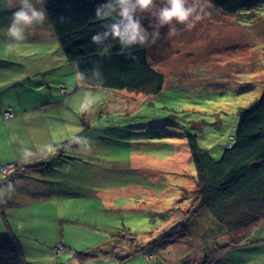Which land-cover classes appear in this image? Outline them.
Masks as SVG:
<instances>
[{
	"label": "rangeland",
	"instance_id": "rangeland-1",
	"mask_svg": "<svg viewBox=\"0 0 264 264\" xmlns=\"http://www.w3.org/2000/svg\"><path fill=\"white\" fill-rule=\"evenodd\" d=\"M195 3L200 19L194 27L177 25L178 35L171 38L167 28L160 45L158 41L147 44L151 65L165 77L163 90L153 97L80 85L57 41L28 43L27 56L21 61L4 47L6 58L1 63L9 65L11 72L2 70V76L10 73L16 80L20 64L23 70L34 68L29 85L43 91L51 87V95L68 100L65 108L49 111L50 120L48 114L42 124L27 125L28 130L50 132L56 142L64 139L62 145L68 142L63 149L88 162L98 182L96 189L102 193L97 198L94 188L74 187L78 176H89V169L82 167L79 172L72 164L64 168L63 184H47L60 194L53 200L20 201L16 208L0 206V235L29 237L30 241L20 240L27 253L33 247L46 256L37 259L29 253V264H202L213 249L229 243L207 235L204 230L212 223L202 209L193 218L196 223L188 221L194 222L188 235L158 241L161 233L186 220V214L199 204L187 135L197 136L199 146L220 159L238 128L239 109L258 102L264 93V6L226 15L212 7L210 0ZM143 14L154 24L149 14ZM148 30L153 29L148 26ZM6 32L0 31L1 47ZM42 51L51 55L40 58L37 54ZM53 66L56 69L48 74ZM85 92L93 93L96 102L90 111L81 112ZM76 134L90 139L91 151H81L72 142ZM41 154L29 162H41ZM22 168L23 162L16 170ZM10 172L13 169L5 175L0 169V180ZM59 241L63 247L57 245ZM103 253L112 256L104 258ZM75 254L90 257H83L82 263ZM212 264H264V223L247 243L230 248Z\"/></svg>",
	"mask_w": 264,
	"mask_h": 264
},
{
	"label": "trees",
	"instance_id": "trees-1",
	"mask_svg": "<svg viewBox=\"0 0 264 264\" xmlns=\"http://www.w3.org/2000/svg\"><path fill=\"white\" fill-rule=\"evenodd\" d=\"M103 2L45 0L43 8L49 25L67 61L75 64L78 72L84 74L82 84L86 88L125 92L133 96H157L164 88L165 77L151 65L147 44L122 48L118 41H109V51L101 55V46L92 42V36L103 31L106 24L115 19L96 16V7ZM210 3L226 15L264 6V0H210ZM166 29L167 26L160 28L167 32ZM96 70L100 72L99 78L94 76ZM238 115V128L218 160L199 146L197 136L187 135L191 161L196 170L192 178L197 187L199 204L192 214H186V220L158 236L161 243L186 236L187 231L194 230V222L188 221H194L202 209L212 223L204 230L207 235L215 234L222 241L229 242L213 249L202 264H212L230 248L244 245L253 231L264 223V93L258 102L239 109ZM69 145L64 143L55 155L43 162L25 165L22 170H16L20 167L16 164L13 172L0 185L11 184L29 171L52 169L55 159L69 155L63 149ZM100 252L103 251L97 250V253ZM144 252L148 255L147 251ZM103 254L107 256L104 258L112 256ZM90 255L98 256L94 253ZM90 255L75 254V257L83 263V257ZM0 264H29L16 237L11 234L0 235Z\"/></svg>",
	"mask_w": 264,
	"mask_h": 264
},
{
	"label": "crops",
	"instance_id": "crops-1",
	"mask_svg": "<svg viewBox=\"0 0 264 264\" xmlns=\"http://www.w3.org/2000/svg\"><path fill=\"white\" fill-rule=\"evenodd\" d=\"M13 2L16 3L17 0H13ZM156 2L157 4H159L160 0H156ZM15 10L16 9L9 4V0H0V31L7 30V26L10 22V17L12 15V12H14ZM141 17L143 18L142 23L145 27L152 25L151 19H150L151 22H149L145 14H142ZM159 31L162 35V31L161 30ZM4 41H5V46L1 47L0 45V71L5 70V72H9V71L11 72L9 65L4 66L1 63L3 59L6 58L4 57L6 55L3 49L4 47L7 48V44L10 42L9 37L4 38ZM37 41L41 42L42 44H48L51 41H57L49 25L47 16L45 22L42 25H36L27 30L26 40L23 43H21L19 48L12 53L11 57L13 59L15 58L16 61H21V59L27 56V53L25 52L26 50L25 48L28 46L27 44ZM158 42L160 44L159 39ZM59 49L62 56L67 61L60 46ZM37 55L40 58H44V57L48 58L49 55H51V53L49 54V52L47 51H42ZM61 62L62 64L67 65L66 62H64V59L62 60V58H61ZM68 64L72 66L73 71H75V73H79L75 64L69 62ZM52 65L53 64L48 63L46 66L50 67ZM17 69L18 72H17L16 80H13V76H11L12 74L10 73L9 74L7 73V75L5 76H2L0 74V137H5V138H0V163L3 165L20 163L21 165V162H23V166H25V165L34 164V163H30L29 161L35 154L42 153L41 155H43V157L41 158V161L43 162L46 159H48L49 156L55 155V153L59 151L60 148L63 147L62 143L64 142L63 141L64 139L58 138L57 140L58 142H56L55 140L56 137L54 135H51L50 132L35 134L28 130L27 125H29L30 127L33 124H38V125L42 124L43 120L48 117L47 115L49 114L50 110H53V113H55V111L65 108L68 100L64 101L63 99L60 98V96L51 95L50 93L51 87L49 88V86H48L49 88L48 91H43L40 89V87L34 89L33 85H29L32 84L30 80L32 77H34L36 73V70L34 68H32L31 71H29L28 67L25 70H23L24 65L20 64ZM55 69L56 67L53 66L52 70L50 71L48 70L47 73L48 74L52 73L53 70ZM78 82L80 83V85H82L81 80L78 79ZM33 84L40 85L41 82L33 81ZM8 109H13L14 111L13 117H6L5 112ZM49 116L50 117L48 119L50 120L51 114H49ZM49 148L53 149L54 151H49ZM90 156H91L90 160H92V157L94 155L91 154ZM54 164L55 165L50 170L32 171L27 173V175L24 177L17 178L13 183H11V185L13 186V191L9 195H5L3 198H0V206L16 208L21 206L20 201L29 203V202H34L36 200H40V201L53 200L60 194L55 188H49L47 184L54 185V184H60V182L61 184H63L64 183L63 172L66 165L69 166L75 164L73 166V169L79 168V172L81 171L82 167H87L89 169L88 171L89 176L85 178H81L78 176V179L74 184V187H76L77 189L84 188L89 190L92 188L96 189V187L98 186L96 176H95V180L94 177L92 178V171L90 165L86 160L82 159L81 155L78 154H75L73 156L68 155L67 157L55 159ZM38 174H42L43 178H37ZM1 181L2 180H0V184H2ZM71 184H73V182ZM8 185L9 184L0 185V188H7ZM102 189L104 191L110 190V188L108 187H103ZM95 192H96V197L100 198L102 193L99 190L97 191V189ZM19 195H23L28 198L19 200L18 199ZM88 198H90V196H88ZM76 224H80V223L76 222ZM83 225L85 227L88 226L87 223H83ZM11 235L16 237L27 263L29 260V255H28L29 253L32 254V256L36 257L37 259H45L46 256L40 255L41 252L33 247H31L30 250L28 251L29 253H27L25 247L23 246L20 240L30 241L31 239L29 237H22V236L20 237L15 233ZM57 245L63 247V241H61ZM56 264H62V263L58 261Z\"/></svg>",
	"mask_w": 264,
	"mask_h": 264
},
{
	"label": "clouds",
	"instance_id": "clouds-1",
	"mask_svg": "<svg viewBox=\"0 0 264 264\" xmlns=\"http://www.w3.org/2000/svg\"><path fill=\"white\" fill-rule=\"evenodd\" d=\"M45 0H9V4L16 10L12 12L10 22L7 26L6 35L10 42L7 44V51L17 50L21 43L26 40V33L29 28L42 25L46 20V12L43 8ZM39 5V7H38ZM197 7L195 0H104L97 5L96 16L102 19L115 17L112 22L106 24L103 31H98L92 36V42L99 48L100 54H106L110 49L109 41H118L122 48H129L135 45H146L149 41L155 44L160 38V28L167 26L169 38L178 35L177 25H183L186 29L194 27V21L200 19L196 15ZM149 14L154 24L149 32L148 27L142 23L141 14ZM96 78L100 77L99 70L94 72ZM79 80L85 79L83 73H77ZM93 93L85 92L79 104V111L88 112L94 104ZM73 143L80 145L81 151H91V141L88 137L77 136ZM49 151H54L49 148ZM13 186L0 188V198L9 195Z\"/></svg>",
	"mask_w": 264,
	"mask_h": 264
},
{
	"label": "built area",
	"instance_id": "built-area-1",
	"mask_svg": "<svg viewBox=\"0 0 264 264\" xmlns=\"http://www.w3.org/2000/svg\"><path fill=\"white\" fill-rule=\"evenodd\" d=\"M5 115H6V117H13L14 116V112H13V110H7L5 112ZM0 169H1V172L6 175L10 170L13 169V165H8V166H5V167L0 165ZM56 253H58V250H56Z\"/></svg>",
	"mask_w": 264,
	"mask_h": 264
},
{
	"label": "bare ground",
	"instance_id": "bare-ground-1",
	"mask_svg": "<svg viewBox=\"0 0 264 264\" xmlns=\"http://www.w3.org/2000/svg\"><path fill=\"white\" fill-rule=\"evenodd\" d=\"M16 167V163H14L13 164V169ZM29 172H32V171H29ZM29 172H27V173H29ZM27 173H26V175H27Z\"/></svg>",
	"mask_w": 264,
	"mask_h": 264
}]
</instances>
